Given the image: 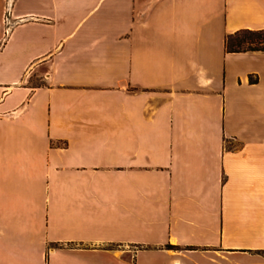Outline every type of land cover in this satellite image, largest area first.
Returning a JSON list of instances; mask_svg holds the SVG:
<instances>
[{
  "label": "crops",
  "instance_id": "1",
  "mask_svg": "<svg viewBox=\"0 0 264 264\" xmlns=\"http://www.w3.org/2000/svg\"><path fill=\"white\" fill-rule=\"evenodd\" d=\"M240 30L264 0H0V264H264Z\"/></svg>",
  "mask_w": 264,
  "mask_h": 264
},
{
  "label": "trees",
  "instance_id": "2",
  "mask_svg": "<svg viewBox=\"0 0 264 264\" xmlns=\"http://www.w3.org/2000/svg\"><path fill=\"white\" fill-rule=\"evenodd\" d=\"M227 53L264 52V30H240L226 36Z\"/></svg>",
  "mask_w": 264,
  "mask_h": 264
},
{
  "label": "rangeland",
  "instance_id": "3",
  "mask_svg": "<svg viewBox=\"0 0 264 264\" xmlns=\"http://www.w3.org/2000/svg\"><path fill=\"white\" fill-rule=\"evenodd\" d=\"M34 83L36 84L37 82H36V81H34Z\"/></svg>",
  "mask_w": 264,
  "mask_h": 264
}]
</instances>
